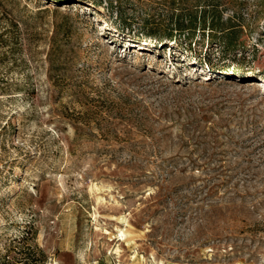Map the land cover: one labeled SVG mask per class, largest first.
Instances as JSON below:
<instances>
[{"label":"rangeland","instance_id":"rangeland-1","mask_svg":"<svg viewBox=\"0 0 264 264\" xmlns=\"http://www.w3.org/2000/svg\"><path fill=\"white\" fill-rule=\"evenodd\" d=\"M41 257L264 264V0H0V264Z\"/></svg>","mask_w":264,"mask_h":264},{"label":"trees","instance_id":"trees-1","mask_svg":"<svg viewBox=\"0 0 264 264\" xmlns=\"http://www.w3.org/2000/svg\"><path fill=\"white\" fill-rule=\"evenodd\" d=\"M201 8L202 9L196 11L190 9H180L173 20V27L168 29V31L164 33L163 36H166L168 39L175 38L179 42L181 40L182 34L185 33L183 34V37L187 38L188 46H190V39L193 37L195 31L199 30L200 28H202V30L208 28L211 30V32H228V30L225 31V29L222 27L219 11H217L212 6L209 7L205 5ZM225 34L228 35L229 33ZM157 38L162 40L161 36H158ZM225 42L228 44L227 47L232 44V41L230 40ZM39 253L43 255L41 250H39ZM38 264H45L44 257H41Z\"/></svg>","mask_w":264,"mask_h":264}]
</instances>
